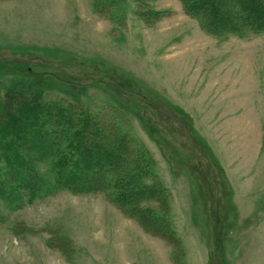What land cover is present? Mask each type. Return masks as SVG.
<instances>
[{
    "label": "rangeland",
    "instance_id": "obj_1",
    "mask_svg": "<svg viewBox=\"0 0 264 264\" xmlns=\"http://www.w3.org/2000/svg\"><path fill=\"white\" fill-rule=\"evenodd\" d=\"M125 1L0 0V101L37 86L130 133L171 191L184 257L105 194L57 186L48 159L35 164L39 191L0 177V264H250L244 232L229 225L264 216V32L223 41L181 0H151L170 9L151 24Z\"/></svg>",
    "mask_w": 264,
    "mask_h": 264
},
{
    "label": "trees",
    "instance_id": "obj_2",
    "mask_svg": "<svg viewBox=\"0 0 264 264\" xmlns=\"http://www.w3.org/2000/svg\"><path fill=\"white\" fill-rule=\"evenodd\" d=\"M150 1L137 0L136 5L138 15L149 24L168 13L150 7ZM181 2L201 29L222 40L250 39L264 32V0ZM122 16L126 21L125 13ZM36 87L9 89L0 101V162L7 169L5 173L0 166V177L19 175L23 189L33 193L44 184L35 164L55 159L51 172L57 186L74 193L105 194L122 212L140 220L147 233L172 245V260L180 251L184 257L170 219L171 191L157 181L135 138L80 103L48 97ZM3 183L0 179V188ZM145 202L156 206L143 207Z\"/></svg>",
    "mask_w": 264,
    "mask_h": 264
},
{
    "label": "crops",
    "instance_id": "obj_3",
    "mask_svg": "<svg viewBox=\"0 0 264 264\" xmlns=\"http://www.w3.org/2000/svg\"><path fill=\"white\" fill-rule=\"evenodd\" d=\"M154 8V7H153ZM155 9H158V8H155ZM159 10H170V9H168V8H165V9H159ZM199 23V22H198ZM200 25V24H199ZM201 27V26H200ZM202 28V27H201ZM203 30V29H202ZM229 39H231L230 37L229 38H227V39H223V41L224 40H229ZM250 39H252V38H250ZM250 39H240L239 38V40H242V41H251ZM230 125L232 126V124H231V122L229 121V125H228V127H230ZM227 127V128H228ZM223 134V133H222ZM231 182V181H230ZM231 184L233 185V189H235V190H237V186H236V183L235 182H231ZM188 191H190L191 192V190L190 189H188ZM191 195V194H190ZM243 193L241 194V193H237V194H235V192H234V196H233V200H234V202L236 203V207H238V206H242V209L244 210V212H245V215L247 216V217H250L251 215H252V213H254V209L253 208H250V207H245V203L243 204V202H241V203H239V197H243ZM192 197V196H191ZM217 208H219V207H217ZM240 209H241V207H240ZM239 209V210H240ZM220 210H221V213H222V215H224L223 216V220L222 221H224V225H227L229 222H226L227 220H228V218L229 217H227V216H230V215H232L231 214V212L230 211H225L224 212V210H223V212H222V209L220 208ZM241 212V211H240ZM220 213V212H219ZM264 215V214H263ZM235 218H236V215H233ZM221 221V219H217L216 220V223H220V222H222ZM229 221V220H228ZM226 222V223H225ZM235 222V221H234ZM230 227H231V231H237V230H239L240 231V233H243L244 232V234H245V236H246V238H247V241H248V247H247V249L245 248L243 251H242V254H243V256H244V252H245V250H249L250 249V252L249 253H246V257L245 258H247L249 261H250V264H261L262 262H264V260L263 259H260V258H264V247L262 248V249H260L258 252H257V249H259L258 248V245L256 244L257 242H255V241H252V239H251V241L249 242V239L251 238V237H255V236H257V235H259V236H261V238H262V240L264 241V216L263 217H257L254 221H253V218H252V220L248 223V224H246V226L243 224V223H241V222H239V223H234V224H232V225H229ZM249 256V257H248ZM173 262V261H172ZM241 263V262H240Z\"/></svg>",
    "mask_w": 264,
    "mask_h": 264
}]
</instances>
